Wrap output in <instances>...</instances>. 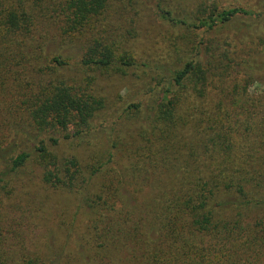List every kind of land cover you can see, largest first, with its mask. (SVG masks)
<instances>
[{
	"label": "trees",
	"instance_id": "trees-1",
	"mask_svg": "<svg viewBox=\"0 0 264 264\" xmlns=\"http://www.w3.org/2000/svg\"><path fill=\"white\" fill-rule=\"evenodd\" d=\"M115 2L133 4L0 0V95L25 117L8 172L33 164L45 185L75 195L84 264H264V0L182 13L157 0V18L183 30L157 65L112 33ZM130 69L155 89L127 103L139 122L127 144L109 135L115 122L105 135L94 124L105 108L97 80ZM96 134L99 149L79 153ZM61 142L77 151L60 153ZM12 261L0 231V264H41Z\"/></svg>",
	"mask_w": 264,
	"mask_h": 264
},
{
	"label": "rangeland",
	"instance_id": "rangeland-1",
	"mask_svg": "<svg viewBox=\"0 0 264 264\" xmlns=\"http://www.w3.org/2000/svg\"><path fill=\"white\" fill-rule=\"evenodd\" d=\"M132 1V6L126 10H119L121 5L118 2L113 4L108 15V21L115 30L112 33L123 41V46L135 59L148 60L152 65L163 64L181 47L183 30L173 31L167 23L157 18V0ZM201 1L160 0V7L182 13ZM218 1V5L223 7L254 0ZM69 75L73 76L74 73ZM96 86V93L104 100L105 108L100 111L94 127L103 130L105 135V130L115 122L117 129L109 135L130 143L135 135L129 131L136 129L139 122L133 119L130 123V114L124 113V110L133 99L136 102L147 100L149 91L155 89V83H149L142 71L130 69L125 75L114 74L98 79ZM260 90V85L254 84L249 92L255 95ZM0 96V176L3 175V183L0 184V231L3 250L9 261L30 258L41 264H84L81 257L89 252L90 246L85 245V217L76 209L75 195L45 185L41 178L42 171L33 164L8 172L9 158L14 150H19L21 141L14 138L11 130L22 126L25 117L17 116L9 100ZM54 137L62 141L61 135ZM103 140L104 136L96 134L87 148L78 151L95 153ZM72 148L61 142L59 151L62 154L77 151Z\"/></svg>",
	"mask_w": 264,
	"mask_h": 264
}]
</instances>
